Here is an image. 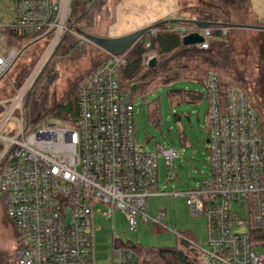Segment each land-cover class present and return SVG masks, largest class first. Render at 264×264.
Here are the masks:
<instances>
[{"label":"built area","instance_id":"obj_1","mask_svg":"<svg viewBox=\"0 0 264 264\" xmlns=\"http://www.w3.org/2000/svg\"><path fill=\"white\" fill-rule=\"evenodd\" d=\"M86 2L0 0V14L10 17L0 25V203L17 233L11 264H94V213L107 220L121 211L135 231L138 222L150 220L148 198L170 195L159 188V158L166 181L176 179L175 150L146 153L136 146L134 100L118 82L127 52L106 53L79 86L76 126H36L26 117V102L57 48L66 38L90 43L72 20L74 5ZM233 29L192 24L172 31L198 33L203 42L195 47L204 50L213 31L226 36ZM37 45L43 46L37 62L15 94L5 97L6 77ZM206 91L210 179L172 196L205 221L206 248L192 242L201 264H264V130L237 88L227 90L222 104L210 73ZM131 246L114 239L110 264H139Z\"/></svg>","mask_w":264,"mask_h":264},{"label":"trees","instance_id":"obj_2","mask_svg":"<svg viewBox=\"0 0 264 264\" xmlns=\"http://www.w3.org/2000/svg\"><path fill=\"white\" fill-rule=\"evenodd\" d=\"M106 2L107 0H92L75 4L72 20L76 29L107 38L99 36L94 31L98 27V18L102 17L99 12L103 11L105 16L106 13H110ZM177 7L172 20L158 22L148 27L139 42L127 51L125 63L118 72L121 89L128 91L134 101L139 99L147 103V119L157 128L161 115L160 104L158 100L148 102L149 98L160 89H164L171 108L199 105L204 97L208 108L207 79L212 73L217 78L221 103H225V95L230 87L237 88L246 96L248 105L257 115L259 128L264 130V24L257 21L251 8V0H178ZM105 16L103 15V18ZM193 22L208 23L211 29L233 27L239 31L229 32L226 36L213 31L209 47L204 50L195 46H183L181 43L183 36L172 31V28L189 26ZM251 31L255 32L257 41L256 51L251 58V74L247 77L246 63L241 58L243 46L242 44L240 46L239 38ZM61 47L57 48L34 86L30 95L34 100L33 104L31 105L29 100L26 102V117L35 122L36 126L42 124L76 126L79 86L86 84L89 73L107 58L94 62L87 76L76 82L58 100L56 94L50 91L49 84L50 75H54L51 74V63ZM42 51L43 46L39 45L26 50L22 60L18 62L20 66L10 72L4 81V87H7L5 97L15 94ZM149 54H153L156 59L153 67L145 64ZM178 82L195 84L202 87L204 93L170 88ZM38 89H41L39 95ZM206 115L208 117V110ZM181 116L174 115V121L179 122ZM185 117L189 119L188 114H185ZM179 139L183 145L185 143L183 132L180 133ZM192 242L194 237L191 234H183L179 245L174 247L138 244H132L131 247L138 256L139 264H201L200 252L192 246Z\"/></svg>","mask_w":264,"mask_h":264},{"label":"rangeland","instance_id":"obj_3","mask_svg":"<svg viewBox=\"0 0 264 264\" xmlns=\"http://www.w3.org/2000/svg\"><path fill=\"white\" fill-rule=\"evenodd\" d=\"M177 1L107 0L106 6L110 13H106L105 16L103 11L99 12L102 17L98 18V27L94 31L102 37L119 38L148 28L158 22L172 20L178 8ZM251 8L257 21L264 24V0H251ZM9 21V15L3 17L0 14V25L8 24ZM237 31L239 30L234 28L230 32L236 33ZM255 35V32L251 31L239 38L241 39L240 46L241 44L243 46L241 58L246 63L247 77L251 74V58L256 51L257 36ZM61 46L51 63V74L54 73V75H50L51 82L49 84L50 91L56 94L58 100L76 82L87 76L94 62L107 57L104 51L93 44L80 45L75 39L66 38ZM153 58L155 59V56L149 54L145 64L148 65ZM19 64L17 65L20 66ZM170 88L204 93L202 87L185 82H178ZM40 92L41 89H38V95ZM28 100L32 105L34 100L30 97ZM152 100H158L160 104L161 115L157 128L153 127L147 119V103L139 99L134 101L135 143L146 153H157L159 147L165 150H175L178 158L173 163L172 171L176 175V179L166 181L164 165L162 159L159 158V188L170 195L148 198L147 215L150 220L146 223L138 222L135 231L130 229L127 217L121 211L115 210L112 218L107 220L101 214L94 213L92 236L94 264H110L114 239L122 243L130 242L142 246L174 247L179 245L183 234H191L198 247L206 248L205 221L202 218L193 217L183 199L172 196L174 193L198 188L203 181L210 179V163L206 143L209 125L206 115L208 110L206 98L204 97L199 105H181L171 108L165 97V90L160 89L149 98L148 102ZM185 114H188L189 119L185 117ZM174 115H182V119L175 122ZM181 132L185 134L183 145L179 139ZM103 211L104 209H102ZM162 213L164 214L163 219L159 224H154V221ZM240 217L246 221L244 210L241 211ZM17 244L15 228L6 217L3 204L0 203V264H9L13 261V245Z\"/></svg>","mask_w":264,"mask_h":264},{"label":"water","instance_id":"obj_4","mask_svg":"<svg viewBox=\"0 0 264 264\" xmlns=\"http://www.w3.org/2000/svg\"><path fill=\"white\" fill-rule=\"evenodd\" d=\"M92 1V0H90ZM193 24L200 30L209 28L208 23L203 22H193ZM147 31V28L136 31L129 35L119 37V38H101L93 36L84 32L81 34L94 46L104 51L105 53L113 56H118L126 53L131 49L139 40L142 38L144 33ZM203 42L202 37L198 33H193L187 36L182 37L181 43L183 46H196ZM156 64V59H151L148 63L149 67H153ZM208 143V141H206Z\"/></svg>","mask_w":264,"mask_h":264},{"label":"flooded vegetation","instance_id":"obj_5","mask_svg":"<svg viewBox=\"0 0 264 264\" xmlns=\"http://www.w3.org/2000/svg\"><path fill=\"white\" fill-rule=\"evenodd\" d=\"M16 248H17V245L16 246L13 245V253H14V255H15ZM9 264H11V263H9Z\"/></svg>","mask_w":264,"mask_h":264}]
</instances>
